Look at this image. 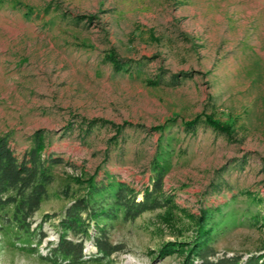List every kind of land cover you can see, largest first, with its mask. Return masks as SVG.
I'll return each mask as SVG.
<instances>
[{
  "label": "rangeland",
  "instance_id": "374dc122",
  "mask_svg": "<svg viewBox=\"0 0 264 264\" xmlns=\"http://www.w3.org/2000/svg\"><path fill=\"white\" fill-rule=\"evenodd\" d=\"M3 135L62 163L37 253L0 239V264H51L72 201L104 180L140 200L157 172L164 205L108 221L121 249L84 264H182L204 234L218 255L264 253V0H0Z\"/></svg>",
  "mask_w": 264,
  "mask_h": 264
},
{
  "label": "trees",
  "instance_id": "16d2710c",
  "mask_svg": "<svg viewBox=\"0 0 264 264\" xmlns=\"http://www.w3.org/2000/svg\"><path fill=\"white\" fill-rule=\"evenodd\" d=\"M43 149L42 142L36 138L28 150L17 156L9 137L0 136V239L12 249L29 253H37V246L45 236L42 227L48 216L32 227L33 217L47 198L53 181L52 167L62 163L59 157L43 154ZM104 181L93 183L86 197L75 199L59 215L56 239L47 243L45 255L38 256L41 261L84 264L108 259L121 249L107 238L104 226L108 221L118 215L123 221H132L164 205L158 195L162 172L155 173L150 186L139 192L140 200L129 184ZM205 237L204 234L192 246L182 264H264V253L246 259L240 255H218ZM86 239L90 240L91 249L85 247ZM32 241H35L34 246H31Z\"/></svg>",
  "mask_w": 264,
  "mask_h": 264
}]
</instances>
